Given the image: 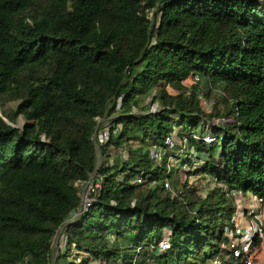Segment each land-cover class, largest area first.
I'll use <instances>...</instances> for the list:
<instances>
[{"label":"trees","instance_id":"16d2710c","mask_svg":"<svg viewBox=\"0 0 264 264\" xmlns=\"http://www.w3.org/2000/svg\"><path fill=\"white\" fill-rule=\"evenodd\" d=\"M196 76L223 95L213 114L196 89L168 92ZM148 96L160 111L142 106ZM4 102L16 106L3 116L25 124L0 117V264H54L61 231L56 264H134L144 252L142 263L209 264L235 212L224 190L264 197V0H0ZM97 119L122 126L99 148ZM176 127L188 144L168 149ZM209 134L212 144L193 137ZM149 140L165 149L162 165ZM112 146L128 159L98 168ZM172 157L214 190H177ZM96 174L102 189L69 221L77 184ZM166 237L171 249L155 256Z\"/></svg>","mask_w":264,"mask_h":264},{"label":"built area","instance_id":"2783aa9c","mask_svg":"<svg viewBox=\"0 0 264 264\" xmlns=\"http://www.w3.org/2000/svg\"><path fill=\"white\" fill-rule=\"evenodd\" d=\"M192 81L198 83L200 82V78L196 76ZM121 103L122 98L119 99L117 109H120ZM155 109L156 108L154 107L152 112H155ZM97 120L100 129H98L94 138L97 147L99 148L100 145H105L109 141L112 133L115 136L119 135V133H121L122 126L118 125L115 129H112V125L109 120ZM105 122L107 123L102 125V123ZM216 123H220V120H218ZM193 137L197 141L203 139L209 144H212L215 141V138L211 134L204 138H201L197 135H194ZM180 142H182L184 145L188 144L187 137L182 138ZM165 145L168 149L175 147L176 143L174 137L168 138L165 142ZM165 153V149L155 147V149L150 151V157L154 163L162 165L164 162ZM183 156L191 159L195 166H199L201 164V162L196 161V159H194L190 153L184 154ZM127 159L128 152L125 149H121L120 160L122 161ZM176 159L179 160V158H174L173 160L175 161ZM174 161L171 160L172 167ZM177 163L180 162L177 161ZM105 165L113 166L115 165V162H106ZM93 176L94 179L91 177V179L85 183V185L77 184L80 188H82L80 193L82 205L81 208L74 210L71 213L70 217L68 218L69 221L75 220L86 210H88L91 203L102 189L104 177L99 174ZM144 182V178L138 175L132 183L135 185H140ZM166 186L167 188L171 189L168 183ZM224 192L226 196L233 201L235 212L232 216V226L227 227L225 230V236L228 241L227 245L225 246V252L222 256L215 257L210 261L209 264H264V258L262 257L264 252V197L258 196L251 192L243 193L241 191H232L228 189H225ZM170 249L171 244L169 239L166 237L157 247L153 249V254L157 257H161ZM138 262V260H135L134 264ZM152 262L153 260H149L145 264H152Z\"/></svg>","mask_w":264,"mask_h":264},{"label":"rangeland","instance_id":"374dc122","mask_svg":"<svg viewBox=\"0 0 264 264\" xmlns=\"http://www.w3.org/2000/svg\"><path fill=\"white\" fill-rule=\"evenodd\" d=\"M150 18L153 19L154 18V13L151 12L150 13ZM168 92L170 94L176 95L179 94L180 92H186L188 95L192 92V90L196 89L195 91L197 92V94L199 95L201 104L203 109L205 110V112H207L208 114H213L216 109V107H220L222 106V102H224L223 100V95L221 93L220 90L216 89V88H210L206 82L204 81H200L199 83H195L194 81H188L183 83L182 88H178V87H167ZM5 104V105H4ZM16 106V102H4L3 103V107L0 106V113H2L3 115V110H9V109H13ZM142 106L143 107H149L148 111H152V109L155 107V112L160 111L161 109H159V104L157 102H154L153 97L148 96L142 99ZM136 112H140L142 113V110H136ZM217 117H214L211 121L214 122H218ZM220 122H222V120H220ZM102 123V125L106 124ZM22 125L24 126L25 124V119L20 116L18 118V122L16 125ZM112 125V129H113V124ZM180 130L179 128H175L174 130V134L173 137L175 139V143L179 144L180 143V139L182 138V136L180 135ZM115 132V131H114ZM212 138V137H211ZM212 140V139H211ZM149 143L151 144L150 147V151L152 149H155V147H157L156 145H153V143H151V140H149ZM177 149V148H176ZM110 151L108 152L109 154V158L107 160V162L113 161L115 162V164H118V162L120 161V152H121V148L117 149L114 148L113 146L109 149ZM127 150V149H126ZM189 152V147L186 146L183 150H180V155L181 154H188ZM173 155V154H172ZM98 168L101 167V165L104 163H106L105 159L102 160V156L100 155V153L98 154ZM174 157H172V161ZM177 160V159H176ZM174 161V164H172L173 166H175L177 174H176V178H177V185L176 188L177 190L182 189V185L184 184H191L192 187H194L197 191V194L200 195L201 197H206L208 195V193L212 190H214V187L216 186V181L215 179L209 178L208 176L204 175V174H196V173H190L189 172V168L186 166H182L180 163H177V161ZM92 179H94V176H92ZM85 185V184H84ZM82 189V188H81ZM250 193V192H248ZM82 205V204H81ZM80 205V208H81ZM66 245L65 242L62 241V231L59 232V234L57 235L55 242H54V255H53V259H54V264L57 263L58 260V254L60 253H66ZM264 258V252H263V256ZM141 261L144 260H148V258H146L145 256V252L141 255L140 257ZM141 261H139L136 264H145L142 263ZM152 264H157L155 261L152 262Z\"/></svg>","mask_w":264,"mask_h":264},{"label":"water","instance_id":"95a60500","mask_svg":"<svg viewBox=\"0 0 264 264\" xmlns=\"http://www.w3.org/2000/svg\"><path fill=\"white\" fill-rule=\"evenodd\" d=\"M0 117H2V118L4 119V121H5L8 125H10V126H12V127H14V128H17V129H23V128H24V126H22L21 124H20V125H16V124L10 122L8 119H6V118L2 115V113H0Z\"/></svg>","mask_w":264,"mask_h":264}]
</instances>
